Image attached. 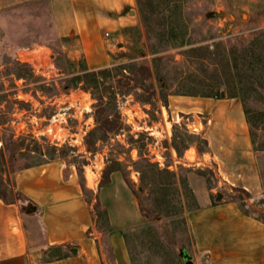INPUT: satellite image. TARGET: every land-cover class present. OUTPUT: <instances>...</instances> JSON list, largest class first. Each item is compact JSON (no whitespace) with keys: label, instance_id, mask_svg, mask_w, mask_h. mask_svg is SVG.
<instances>
[{"label":"rangeland","instance_id":"rangeland-1","mask_svg":"<svg viewBox=\"0 0 264 264\" xmlns=\"http://www.w3.org/2000/svg\"><path fill=\"white\" fill-rule=\"evenodd\" d=\"M6 12L18 25L0 24L2 200L19 198L20 167L65 159L90 192L107 264L113 229L132 264H206L189 211L232 201L264 221V0H140L143 29L108 54L99 87L76 79L86 61L47 4ZM30 208L29 261L50 264Z\"/></svg>","mask_w":264,"mask_h":264},{"label":"crops","instance_id":"crops-1","mask_svg":"<svg viewBox=\"0 0 264 264\" xmlns=\"http://www.w3.org/2000/svg\"><path fill=\"white\" fill-rule=\"evenodd\" d=\"M140 0H19L0 7V24L18 25L1 18L8 10L47 4L55 26L75 44V54L86 61L77 73L110 66L108 54L123 48L130 31L143 29L136 15ZM116 28L105 38L109 22ZM22 26V25H21ZM32 39V38H31ZM28 42L30 39H26ZM31 42H34L31 40ZM202 104H212L206 99ZM242 125L241 121H237ZM238 130L232 131L237 139ZM13 203L0 198V264H34L29 261L28 231L23 225L27 203L43 230L41 248L57 254L50 264H107L93 212V201L77 172L65 159H49L20 167L12 176ZM187 224L198 260L206 264H264V221L244 211L236 202L223 201L188 212ZM112 264H132L124 234L118 229L107 233ZM36 264V263H35Z\"/></svg>","mask_w":264,"mask_h":264},{"label":"trees","instance_id":"trees-1","mask_svg":"<svg viewBox=\"0 0 264 264\" xmlns=\"http://www.w3.org/2000/svg\"><path fill=\"white\" fill-rule=\"evenodd\" d=\"M228 65L229 64L226 63L225 71L229 73L230 70H229ZM74 69H75V67H74ZM74 69H73V73L77 74V76H76L77 80H80V82H85V79L90 78L91 81H89V84H93V85H95L97 87H99L100 84L102 83V82L99 81L100 75L102 73H105V72L109 71V68H104V69H100V70H97V71H87V72H84L83 74H78L77 71H75ZM209 92H211V93L210 94H206L207 96H210V95L213 96V95H216L218 93L214 89L212 91H209ZM99 100L101 101L102 98H99ZM189 139H191V137H189ZM28 204L32 206V204L30 202Z\"/></svg>","mask_w":264,"mask_h":264},{"label":"built area","instance_id":"built-area-1","mask_svg":"<svg viewBox=\"0 0 264 264\" xmlns=\"http://www.w3.org/2000/svg\"><path fill=\"white\" fill-rule=\"evenodd\" d=\"M114 28H116V23H115L114 20H111V21L109 22V26H108L107 30L104 32V36H105V38H109V37L111 36V33H112V31H113ZM158 155H160L161 159H158ZM151 156H153V157H152V160H154V161H155L156 163H158L160 166L163 165V162L160 161V160H163V157H162V155H161L160 153H158V154H152V153H151Z\"/></svg>","mask_w":264,"mask_h":264}]
</instances>
